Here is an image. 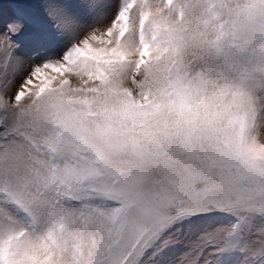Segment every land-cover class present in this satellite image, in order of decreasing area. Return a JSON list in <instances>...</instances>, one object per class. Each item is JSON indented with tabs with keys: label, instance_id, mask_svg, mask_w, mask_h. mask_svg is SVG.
I'll list each match as a JSON object with an SVG mask.
<instances>
[{
	"label": "snow or ice",
	"instance_id": "6c2138e0",
	"mask_svg": "<svg viewBox=\"0 0 264 264\" xmlns=\"http://www.w3.org/2000/svg\"><path fill=\"white\" fill-rule=\"evenodd\" d=\"M261 128L264 0H0V264H264Z\"/></svg>",
	"mask_w": 264,
	"mask_h": 264
},
{
	"label": "rangeland",
	"instance_id": "374dc122",
	"mask_svg": "<svg viewBox=\"0 0 264 264\" xmlns=\"http://www.w3.org/2000/svg\"><path fill=\"white\" fill-rule=\"evenodd\" d=\"M5 7H7V5H5ZM260 133H261V134H264V128H261V129H260Z\"/></svg>",
	"mask_w": 264,
	"mask_h": 264
}]
</instances>
